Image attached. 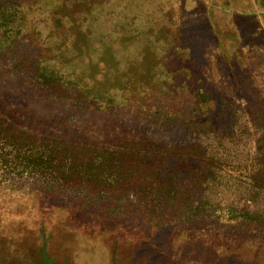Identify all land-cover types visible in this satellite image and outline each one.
<instances>
[{
  "label": "rangeland",
  "instance_id": "rangeland-1",
  "mask_svg": "<svg viewBox=\"0 0 264 264\" xmlns=\"http://www.w3.org/2000/svg\"><path fill=\"white\" fill-rule=\"evenodd\" d=\"M62 1L0 0V227L264 264V0Z\"/></svg>",
  "mask_w": 264,
  "mask_h": 264
},
{
  "label": "crops",
  "instance_id": "crops-1",
  "mask_svg": "<svg viewBox=\"0 0 264 264\" xmlns=\"http://www.w3.org/2000/svg\"><path fill=\"white\" fill-rule=\"evenodd\" d=\"M0 264H82V261H90V253L84 249L79 252L61 250L48 252V255L40 256V253L32 251L29 233L10 234L11 228H0ZM18 239L22 245L19 249L13 247V240ZM85 253V254H84Z\"/></svg>",
  "mask_w": 264,
  "mask_h": 264
},
{
  "label": "trees",
  "instance_id": "trees-1",
  "mask_svg": "<svg viewBox=\"0 0 264 264\" xmlns=\"http://www.w3.org/2000/svg\"><path fill=\"white\" fill-rule=\"evenodd\" d=\"M72 2H73V5H71V6H67V4H66V1H62V2H57L56 3V5H58V3H59V5L60 6H62V8L63 7H65L66 9L68 8L69 10L71 9L72 11H75V10H78L79 9V7L77 6V1L78 0H71ZM92 0H90V7H91V5H92ZM84 8H86V6H84ZM180 28V27H179ZM186 48H188V50L190 49V47H186ZM122 91H124V90H122V86H121V92ZM112 92H113V89L111 88V87H108V88H106V89H104V93L106 94V96L108 97V100H112ZM98 94V96H100L99 95V93H97ZM96 94V95H97ZM95 98H97V97H95L94 95H92V97H91V100H96ZM24 152V151H23ZM22 152V155L24 156V153ZM41 154V153H40ZM39 154V155H40ZM37 160H39V157H37V156H35V155H33L27 162H28V168L29 169H35L36 167H37ZM7 228H11V230H10V234H12V236H15L13 233H15V234H17V233H19V232H21V233H25V234H27V233H29L30 234V236H31V240H30V246H31V249H32V251L33 252H35V253H40V256L42 257V256H45V255H48L47 253L48 252H56V251H61L63 248H57V247H53V249H51L50 248V245H49V243H50V240L48 239V238H46V236H44L43 234H31L30 233V231H27V230H20V229H16L15 228V226H13V227H11V226H6ZM0 228H2V227H0ZM0 232H2L1 231V229H0ZM82 240H85V241H88L87 240V238H84V239H80V241H82ZM89 240H90V238H89ZM22 245V243H20V241L18 240V239H15V240H13V247L15 248V249H19L20 248V246ZM87 245H88V247H85V246H82L81 247V249H84V250H86V252H88V253H90V255H92V256H94L95 255V253H96V250H90V244H88L87 243ZM64 250H72V251H74L75 252V250H76V252H79L80 251V248H74V247H67L66 249H64ZM85 254V253H84ZM96 259H92V258H90V261H95Z\"/></svg>",
  "mask_w": 264,
  "mask_h": 264
}]
</instances>
